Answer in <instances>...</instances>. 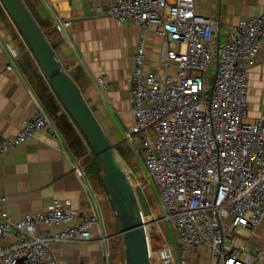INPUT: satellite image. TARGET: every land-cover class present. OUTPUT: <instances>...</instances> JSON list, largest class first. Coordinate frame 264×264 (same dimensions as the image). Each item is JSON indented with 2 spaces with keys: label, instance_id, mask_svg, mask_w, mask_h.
I'll return each mask as SVG.
<instances>
[{
  "label": "built area",
  "instance_id": "built-area-1",
  "mask_svg": "<svg viewBox=\"0 0 264 264\" xmlns=\"http://www.w3.org/2000/svg\"><path fill=\"white\" fill-rule=\"evenodd\" d=\"M97 10L143 32L154 27L163 40L156 62L140 40L128 79L129 132L177 238L178 247L169 239L155 264H177L176 254L184 264L194 250L199 258L208 251V264H262L264 251L252 253L240 231L255 232L264 219V115L251 117L248 100L249 73L264 48V12L221 41L219 21L197 0H108ZM70 24L60 20L55 29L64 34ZM9 51L12 69L19 52ZM96 82L105 89L108 78ZM38 132L58 135L41 104L17 134L0 132V156ZM104 220L102 212L79 215L60 199L18 219L0 207V264H59L56 244L91 241L96 229L105 243ZM104 254L110 264L109 248Z\"/></svg>",
  "mask_w": 264,
  "mask_h": 264
},
{
  "label": "crops",
  "instance_id": "crops-1",
  "mask_svg": "<svg viewBox=\"0 0 264 264\" xmlns=\"http://www.w3.org/2000/svg\"><path fill=\"white\" fill-rule=\"evenodd\" d=\"M105 1L108 0H23L48 33L57 57L87 103L97 108L105 124L112 128L114 143L94 112L114 145L125 138L132 126L128 79L136 47L140 40H145L146 54L156 62L163 40L154 27L143 32L137 24L121 25L114 18L100 14L97 7ZM197 2L201 12L219 21L221 41L241 20L264 12V0ZM1 5L0 2V132L7 136L17 134L41 104L58 135L38 132L0 156V207L17 219L43 211L54 199L68 201L79 215L102 212L105 220L101 234L108 237L105 243L96 229L91 241L59 243L52 250L59 264H106L104 253L110 247L109 240L111 236H118V232L110 233L107 223L114 219L107 189L89 172L87 154L82 151L83 133L49 85L24 37ZM60 20L71 21L64 34L55 29ZM10 47L16 49L19 56L13 68L7 69L12 63ZM101 75L108 78L105 89L96 82ZM249 84V114L251 117L264 115V48L250 70ZM2 197H6V201L2 202ZM240 232L252 253L264 251V219L255 232L244 229ZM205 252L202 261L194 250V261L208 264L209 252Z\"/></svg>",
  "mask_w": 264,
  "mask_h": 264
},
{
  "label": "water",
  "instance_id": "water-1",
  "mask_svg": "<svg viewBox=\"0 0 264 264\" xmlns=\"http://www.w3.org/2000/svg\"><path fill=\"white\" fill-rule=\"evenodd\" d=\"M0 1L27 42L49 85L102 164L106 189L119 224L125 264H152L148 229L151 209L143 188L111 144L28 6L23 0Z\"/></svg>",
  "mask_w": 264,
  "mask_h": 264
},
{
  "label": "rangeland",
  "instance_id": "rangeland-1",
  "mask_svg": "<svg viewBox=\"0 0 264 264\" xmlns=\"http://www.w3.org/2000/svg\"><path fill=\"white\" fill-rule=\"evenodd\" d=\"M26 46L28 50L32 53L27 42H26ZM208 73H210V70ZM212 80H213V77L211 75L210 81H208L206 84L207 87L209 88L212 87ZM92 109L98 115L100 122H102L101 125L104 127L107 134L111 137V132H113L112 128H110L109 125L105 124V120H103L102 116L98 113L97 108H92ZM83 138H84L85 145L83 144L82 151L84 152L85 149L87 150L85 152L87 154L86 159L88 160V157H90L89 154L91 153V148L88 145L87 139L84 136ZM110 139L112 140L113 143L115 142L112 137ZM135 140L136 138L133 136V134H131L129 130H127L125 138L120 143H115L113 146L118 152H121V154L123 155L122 158L124 162L126 163L127 167L129 168L130 173L134 176L137 184L143 187L145 197L150 206L151 215L148 217V220L150 222L148 229H149L150 247H151V253H152L151 259H152V263L155 264L157 262L158 252L160 251L162 246L168 242L169 239L174 241L175 247H178L176 244L177 238H176L175 233L169 228L166 221L163 220V212L159 205L157 191L154 186H151V184H149V181L147 180L146 175H144V171H143V167L141 163L142 162L141 155L136 154L135 152L139 150L138 144L137 142H135ZM113 210H114V207H113ZM113 213H114L113 214L114 219H112L111 221L107 223H109V226L111 227V228L109 227L110 233L118 232L117 233L118 236H115V235L111 236V239L109 240V245H110L109 248L111 252L110 264H125L123 243H122L121 236L119 235V231H120L119 224L117 221L115 211H113ZM205 255H206V252L202 251L201 253L202 261H203V258L206 257ZM194 256L196 255L193 254V251H191L186 257L184 264H202V262H195L193 259ZM176 261H177V264H180L177 254H176Z\"/></svg>",
  "mask_w": 264,
  "mask_h": 264
},
{
  "label": "trees",
  "instance_id": "trees-1",
  "mask_svg": "<svg viewBox=\"0 0 264 264\" xmlns=\"http://www.w3.org/2000/svg\"><path fill=\"white\" fill-rule=\"evenodd\" d=\"M2 6V5H1ZM32 13V12H31ZM34 16V15H33ZM37 21V20H36ZM39 24V23H38ZM40 26V25H39ZM41 27V26H40ZM42 29V28H41ZM43 30V29H42ZM43 32H44V34H45V36L47 37V39L49 40V38H48V33L46 32V31H44L43 30ZM50 42V41H49ZM33 67H35L34 65H33ZM74 80V79H73ZM92 109V108H91ZM92 111H93V109H92ZM94 112V111H93ZM89 145V144H88ZM90 147V146H89ZM91 148V147H90ZM83 149V148H82ZM85 151H87L86 149H85ZM120 153V155H121V157H123V155L121 154V152H119ZM89 156L90 157H88V160H87V162H88V169H89V172L93 175V176H95V178L96 179H98L100 182H102L103 184H104V186L106 187V185H105V180H104V173H103V167H102V164H101V162H100V160H99V158L94 154V152L92 151V149H91V153L89 154ZM97 176V177H96ZM99 178H101V179H99Z\"/></svg>",
  "mask_w": 264,
  "mask_h": 264
}]
</instances>
